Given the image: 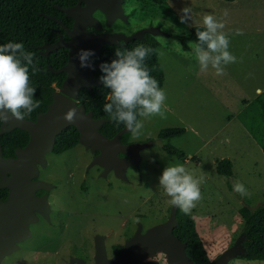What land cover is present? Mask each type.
<instances>
[{
  "label": "rangeland",
  "instance_id": "374dc122",
  "mask_svg": "<svg viewBox=\"0 0 264 264\" xmlns=\"http://www.w3.org/2000/svg\"><path fill=\"white\" fill-rule=\"evenodd\" d=\"M185 7H191L192 20L181 24L180 16ZM123 8L127 21L116 19L111 25H103V30L131 34L144 27H158L163 31L154 37L159 42L156 51L164 73L160 88L166 92V118H139L144 123L141 135L134 139L129 132L128 142L149 141L151 144L139 150L138 165L127 169L124 179L100 175L95 167L86 172L92 153L82 145L60 154L46 153L47 163L45 167L39 166L38 178L60 181V184L66 181L51 191V200L67 195L65 192L83 198L71 201L94 220L106 218L105 222L118 224L120 213L121 223L128 220L131 223L139 209H146L150 213L145 222L152 223L165 218L171 207L170 197L159 186L164 168L169 164H182L195 177H204L200 185L202 199L191 213L209 258L213 261L238 243L239 252L226 264H264L242 257L245 229L238 212L244 197L249 198L252 207L264 204V152L244 123L257 115V110L248 105L258 93L256 88L264 90V0H164L162 3L126 0ZM225 10L228 17L224 31L230 37L229 51L238 62L227 65L223 76L215 75L211 67L207 73H201L192 50L196 42L191 40L189 46L184 47L169 33L185 34L193 26L203 25L205 13L220 19ZM96 15L101 17V14ZM237 29L242 30L243 35H236ZM165 127L185 128L183 134L169 139L184 152V160L163 149L164 141L158 138V132ZM223 157L232 162L234 175L231 177L216 171V161ZM82 180L87 185L79 190ZM235 182L242 183L249 195L235 192ZM53 207L62 208V223H69L77 211L75 208L70 214L60 202ZM51 217L55 218L54 213ZM51 223L40 218L29 225L36 228L34 233L39 243L47 236L53 239L65 234V228L57 232L53 226L59 222ZM35 242L34 237L30 238L20 251L27 264H33L32 244ZM20 253H15L12 259L8 257L5 264H10L11 260L17 264ZM48 255L44 252L42 259Z\"/></svg>",
  "mask_w": 264,
  "mask_h": 264
},
{
  "label": "water",
  "instance_id": "95a60500",
  "mask_svg": "<svg viewBox=\"0 0 264 264\" xmlns=\"http://www.w3.org/2000/svg\"><path fill=\"white\" fill-rule=\"evenodd\" d=\"M124 0H77L69 7H60L65 15L73 19L71 29L65 28L70 39L65 41L59 35L53 43L45 42L41 45L43 55H47L60 46L68 48V62L57 69L48 65L54 73L67 72V77L59 88L53 91L52 101L47 109L39 112L35 120L11 118L7 122L1 121L0 134L20 128L29 133V140L25 146L16 147L13 157H4L0 144V189L7 188V199L0 198V261L5 254H9L17 248V242L30 236L29 225L38 220V211L44 218L49 219V204L47 194L37 195L38 189H49V182L37 178L39 166H46V153L50 152L56 140V136L67 126L73 125L77 129L78 142L86 149L99 152L90 162V166L99 164L104 167L102 175L111 169L116 176L126 178V170L130 165H138L139 150L149 146V141L127 142L121 141L123 133L129 132L124 125L113 137L103 135L99 128L107 120L106 117L94 118L92 111H86L83 103H77L78 91L85 87L91 89L95 85H101V79H90L92 68L99 64H92L91 68L80 67L77 53L81 50H92L99 54L105 43L119 45L120 40L125 46L131 39H143L144 33L155 35L162 33L158 27H144L131 35L116 32L91 33L87 26L92 25L100 29L101 23L93 16V12L100 10L106 19V24L111 25L116 18L127 21V15L123 8ZM60 22L58 18L49 16ZM69 108H76L77 115L71 123L63 119ZM119 153L125 156H119ZM129 159H127V157ZM176 208L172 205L169 218L156 226L151 227L140 238L134 236L127 240L122 247L120 262L112 259L103 262L104 249L97 246L96 264H140L136 258L129 254L134 246L140 252H147L154 248L166 252L170 264H195L185 253L186 241H180L174 234L173 228L177 224ZM239 252L238 243L228 249L211 264H226L227 261Z\"/></svg>",
  "mask_w": 264,
  "mask_h": 264
},
{
  "label": "trees",
  "instance_id": "16d2710c",
  "mask_svg": "<svg viewBox=\"0 0 264 264\" xmlns=\"http://www.w3.org/2000/svg\"><path fill=\"white\" fill-rule=\"evenodd\" d=\"M151 1L162 3L164 0ZM76 2L77 0H0V45L8 42L23 43L26 51L35 54L33 58L34 63L40 69L39 72L32 74L31 67L29 68L30 84L36 88L33 98L40 101V107L36 108L30 115H26L25 118L27 119L35 120L37 113L47 109L49 103L52 101L53 91L61 86L64 78L63 72L54 73L47 66L51 65L52 68L56 69L59 65L63 64L66 61L67 49L60 47L50 52L47 57L38 52L37 45L55 41L59 31L66 36L61 24L49 16L58 18L64 25L70 27L72 25V18L66 16L60 7H69ZM97 14L101 13L97 12ZM202 30H204L203 25H196L185 34L169 33V36L178 38L181 45L188 47L191 40L198 43L196 31ZM139 45L151 47L155 50L145 60V65L150 69V75L157 79L161 87L164 81V73L158 62L156 51L159 42L150 33H146L143 39L130 40L125 46L105 43L97 60L100 62V65L102 63H111L113 59H116L115 52L117 50H131ZM98 69L101 74L100 67ZM109 93L110 89L106 88L103 83L95 85L91 89L82 87L77 94V103H83L86 111L91 110L94 118H107L99 130L103 135L111 138L123 128L124 124L113 121L103 111L104 104L109 102L107 100ZM248 105L257 110V115L249 120L246 119L244 123L264 152V90L256 93ZM184 132V127H165L158 132V138L164 141L163 149L181 160H184V152L172 145L169 139ZM128 134L129 132L122 134V142H127ZM78 136L79 133L75 126H67L56 136L53 151L60 154L73 148L79 143ZM28 140L29 133L20 128H14L11 131L0 134L3 156L13 157L15 155V148L25 146ZM216 171L225 177L233 176L234 172L231 160L227 157L217 160ZM6 195L7 189H0V197L5 199ZM243 199L244 204L238 211L245 229V238L243 240L244 253L242 257L249 261L264 262V204L252 207L248 197H244ZM176 215L177 225L174 228V233L182 240H186L185 253L187 256L195 264H211L212 260L209 258L200 234L196 229L193 214L186 215L177 208Z\"/></svg>",
  "mask_w": 264,
  "mask_h": 264
},
{
  "label": "clouds",
  "instance_id": "9594fccd",
  "mask_svg": "<svg viewBox=\"0 0 264 264\" xmlns=\"http://www.w3.org/2000/svg\"><path fill=\"white\" fill-rule=\"evenodd\" d=\"M182 13L181 24L192 20L191 7L183 8ZM227 17V10L220 19L205 13L204 30L196 31L198 43L192 45V50L201 73H207L211 67L215 75L223 76L227 65L238 62L237 57L229 51L230 37L224 31ZM236 35H243L242 30L237 29ZM154 51L144 45L131 50H117L116 59L100 65L104 73L100 79L110 89L107 96L109 102L104 104L103 111L113 121L123 123L134 139L141 135L144 128L143 119L139 118L159 116L163 119L168 110L165 104L166 92L160 88L159 82L150 75V69L145 65V60ZM34 55L25 50L23 43L8 42L0 45V120L7 122L11 118L24 119L40 107V101L33 98L36 88L30 84L29 68L32 74L40 71L34 63ZM94 55L92 50L81 49L77 53L80 67L91 68ZM76 115L77 109L69 108L63 119L71 123ZM203 182V176L195 177L182 164H169L159 178V186L170 197V203L186 215L202 199L200 185ZM233 190L241 196L249 195L240 182L234 183Z\"/></svg>",
  "mask_w": 264,
  "mask_h": 264
},
{
  "label": "flooded vegetation",
  "instance_id": "af4514ba",
  "mask_svg": "<svg viewBox=\"0 0 264 264\" xmlns=\"http://www.w3.org/2000/svg\"><path fill=\"white\" fill-rule=\"evenodd\" d=\"M123 3H124V1H123ZM97 12L102 14L101 18L96 15ZM93 16L99 20V22L101 23V27H100V29H97L94 26L89 25L86 28L87 31H89L91 33H99L102 31L108 32L107 30L102 29L103 25H107L104 14L100 10L96 9L93 12ZM116 19H120V18H116ZM59 23L61 24V27L64 30V32L66 33V36H64L59 31V29H57L59 31L58 37H59V35H61L63 40H65V41L69 40L70 37L67 34L65 28H68V29L72 28L73 19H72V25L70 27L64 25V23H62L61 20ZM116 33H121V32H116ZM131 34H125V35H131ZM145 34H146V32L144 33V36H145ZM58 37H57V39H58ZM57 39L55 41H57ZM55 41H53V42H55ZM53 42H49V43H53ZM122 43H123V41L120 40L119 45H122ZM41 45H37L38 52L40 54H42L41 52L43 51V48L41 47ZM60 47H65V46H60ZM65 48L67 49L66 61L63 64L59 65L57 68L64 66L68 62L69 50L67 47H65ZM55 50H53V51H55ZM50 52H52V51H50ZM49 53L46 56L43 54L42 55L47 57L49 55ZM55 56H57V54H55ZM99 56H100V52H99V54H95L91 58L92 64H99L97 67L92 68V74L90 76V79L95 80V81L99 80L100 77L103 75V73H101V74L99 73V69H98L100 67V62L97 60V57H99ZM62 72L64 73V78H63L61 83H63V81L67 77V72H65V71H62ZM100 83H102V81ZM127 142H128V140H127ZM127 142H124V143H127ZM77 145H81V144L78 143ZM86 150L90 151L92 153V159L99 152L98 150H95L92 152L90 150V148H87ZM50 152L57 154L53 151V149ZM119 156L122 157V156H125V154L119 153ZM45 157H46V155H45ZM126 157H127V159H129L128 156H126ZM91 160H90V162H91ZM46 162H47V159H46ZM90 162L86 166V172H88V170L90 168L95 167L96 171L101 175L102 171L104 170V167L99 165V164H94L92 166H89ZM132 166H136V165H130L127 169H129ZM107 174H108V176H112L114 178V180L116 178L118 180H121V179H119V177L116 176L113 169L108 171ZM44 181H47V180H44ZM47 182H49L51 184L49 186V189H46V190L45 189H38L36 191V194L37 195H42L44 193L47 194V200H48V204H49V211H48L49 219L44 218L38 211H35V213L38 215V220L40 218H42L49 223H51L53 221L59 222L57 224H54L53 226L57 228V230H56L57 232L59 231V229L61 227L63 229L65 228L64 229L65 234L61 237H58V236L54 237L53 239L51 237L47 236L45 241H40V243H39L38 237L35 236V233H34L36 228L32 229L29 227L30 236L25 238L24 240H22L20 242H17V248H15L9 254H5L0 261V264L2 262H4V264H5V260L8 257L11 256V259H12V257H14V255H15V253H20L22 248L25 247V245H24L25 242L28 241L32 237H34L36 239V242L34 244H32V246H34V250H35V251H33L34 255L32 256L33 264H96L97 246L103 247V249H104L103 262L115 259L116 262L119 263L120 262L119 258L122 255V247L126 244L127 240L133 238L134 236H139L140 238H142L148 229H150L153 226H156L158 224L165 222L169 218L170 210L172 207V204H171V207L168 211V215L165 218H159L158 220H156L155 222H152V223H147V221L145 222V219L148 216V213H150V212L147 211L146 209H142V210L139 209V211H137L134 214L136 219L131 220V223H129L130 220H128L124 223H121L122 222L121 221V214L118 213V216H119L118 219L120 222L118 224H115L113 222V224H112V223L105 222L104 220L106 218H103L102 220L99 218L97 220H94V219H92V216L87 217L85 212H83V210H81L80 208H77L78 206L73 204V202L71 201L72 198L77 200L78 197H76L75 195H72L68 192H65L67 195L64 194L63 196H60V197L57 196L56 198L52 197V200H51V191L56 190L57 188L62 186V184H64L66 181H64V182L61 181V184H60V181H58V182L47 181ZM86 185L87 184H85L83 180L80 181L78 184L79 190L85 189ZM7 194H8V189H7ZM150 197H152V196H150ZM6 199H7V195H6L5 199H3V200H6ZM81 199H83V198H79L77 201H80ZM87 201L89 202V200H87ZM59 202L62 206H66L63 208L70 210V214L73 213L75 208L77 210L73 214V217H71V219L69 220V223H62L64 221V217H63L64 213L62 212V208L56 209L53 207V205L58 206ZM176 212H177V208H176ZM53 213L55 215V218L51 217V214L53 215ZM87 220H90V222H88V223L85 222ZM176 221H177V215H176ZM95 222H98V223H95ZM102 226H103V228H102ZM175 226H174V228H175ZM37 227H39V226H37ZM174 228H173V234L180 241H186V240H182L177 234L174 233ZM30 246L31 245H29L28 247H30ZM44 252H45V254H49V255L47 257H44V259H42V254ZM129 254L133 255L132 256L133 258L135 256L137 263H140V264H170V262L168 261L166 252L162 249H159V248H154L153 250H149L147 252L142 251V253H141L140 250L137 249V246H134L132 251L129 252ZM19 255L21 256V259L18 260L17 264H27V261L25 259L24 254L20 253ZM20 256H18V257H20ZM10 264H13L12 260H11Z\"/></svg>",
  "mask_w": 264,
  "mask_h": 264
},
{
  "label": "crops",
  "instance_id": "0c3cea01",
  "mask_svg": "<svg viewBox=\"0 0 264 264\" xmlns=\"http://www.w3.org/2000/svg\"><path fill=\"white\" fill-rule=\"evenodd\" d=\"M234 1V0H233ZM256 90L259 92L261 89H259V88H256Z\"/></svg>",
  "mask_w": 264,
  "mask_h": 264
}]
</instances>
